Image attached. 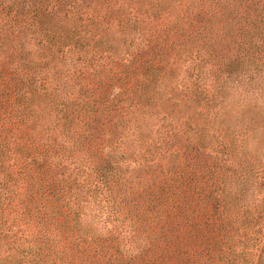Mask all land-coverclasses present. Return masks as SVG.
<instances>
[{"label": "trees", "instance_id": "16d2710c", "mask_svg": "<svg viewBox=\"0 0 264 264\" xmlns=\"http://www.w3.org/2000/svg\"><path fill=\"white\" fill-rule=\"evenodd\" d=\"M261 133L264 0H0V264H262Z\"/></svg>", "mask_w": 264, "mask_h": 264}, {"label": "rangeland", "instance_id": "374dc122", "mask_svg": "<svg viewBox=\"0 0 264 264\" xmlns=\"http://www.w3.org/2000/svg\"><path fill=\"white\" fill-rule=\"evenodd\" d=\"M234 93H235V95H236L237 97H238V96H242L241 94H243V95L246 94L245 91L242 90V86L234 88V90H233V94H234ZM256 97H258V96H256ZM256 97H253V99L256 98ZM236 99L239 100V101H241L240 98H236ZM242 99H244V100L246 101L245 98L242 97ZM241 102H242V101H241ZM239 103H240V102H239ZM241 104H242V103H241ZM237 115H238V116L234 119V120L236 121V124H240L241 121H242V119H244V120L246 121L245 116L242 117V114H240V113H238ZM249 135H251V134H250V133H247V134L245 135V137H250ZM260 136H261V137H264V135H263L262 133L260 134ZM254 141H255V139H251V140H250L251 143H249L248 146H250V145L253 146ZM263 143H264V141L261 140V143H257L256 146H258V145H263ZM233 183H234V181H233ZM249 190H250V191H249L250 193H248V194L245 196L244 201L241 202V205L243 206V207L241 206V207H242V209H241V215L244 216V217H246L247 214H244V211H243V210H245V209H252V210H253V206H254L255 208H261L262 205L264 204V202L261 201V200H262V196L264 195V187H263L262 189H260V190H256V192L253 190V193H254V194L252 193L251 188H250ZM260 194H261V195H260ZM258 195H260V198L258 197ZM248 205H250V207H248ZM261 218H262V219L259 220V222L257 223L256 226H261V227L264 226V215H263ZM249 220H251V218H249ZM249 220L243 224V227H244V228H247V229H248V228L250 227ZM251 227H252V226H251ZM251 227H250V230H251ZM262 264H264V253H263Z\"/></svg>", "mask_w": 264, "mask_h": 264}]
</instances>
